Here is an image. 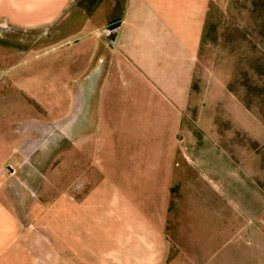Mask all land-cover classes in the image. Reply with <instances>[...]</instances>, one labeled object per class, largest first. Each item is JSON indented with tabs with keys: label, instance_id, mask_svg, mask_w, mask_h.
I'll list each match as a JSON object with an SVG mask.
<instances>
[{
	"label": "crops",
	"instance_id": "1",
	"mask_svg": "<svg viewBox=\"0 0 264 264\" xmlns=\"http://www.w3.org/2000/svg\"><path fill=\"white\" fill-rule=\"evenodd\" d=\"M212 1L0 0V264H264L234 226L226 150L193 147ZM30 119L64 124L88 160L49 204L44 262L6 167Z\"/></svg>",
	"mask_w": 264,
	"mask_h": 264
},
{
	"label": "rangeland",
	"instance_id": "2",
	"mask_svg": "<svg viewBox=\"0 0 264 264\" xmlns=\"http://www.w3.org/2000/svg\"><path fill=\"white\" fill-rule=\"evenodd\" d=\"M191 100L195 121L190 127L207 139L193 147L226 150L232 161L234 226L241 222L249 239L264 246V0L212 1ZM24 133V156L10 157L6 167L14 170L10 190L17 182L24 189L26 248L40 240L44 262L49 204L86 178L82 169L88 160L80 141L66 139L64 124L30 119ZM38 228L40 236L32 233Z\"/></svg>",
	"mask_w": 264,
	"mask_h": 264
},
{
	"label": "water",
	"instance_id": "3",
	"mask_svg": "<svg viewBox=\"0 0 264 264\" xmlns=\"http://www.w3.org/2000/svg\"><path fill=\"white\" fill-rule=\"evenodd\" d=\"M117 25H118V24H115V25L111 26V28H115Z\"/></svg>",
	"mask_w": 264,
	"mask_h": 264
},
{
	"label": "trees",
	"instance_id": "4",
	"mask_svg": "<svg viewBox=\"0 0 264 264\" xmlns=\"http://www.w3.org/2000/svg\"><path fill=\"white\" fill-rule=\"evenodd\" d=\"M210 15V14H209ZM209 17V16H208ZM204 39V38H203Z\"/></svg>",
	"mask_w": 264,
	"mask_h": 264
}]
</instances>
